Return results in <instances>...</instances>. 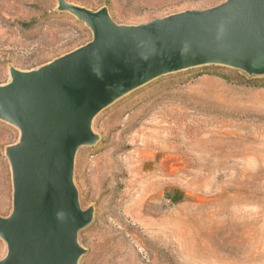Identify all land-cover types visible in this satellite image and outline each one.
Here are the masks:
<instances>
[{
    "label": "rangeland",
    "instance_id": "rangeland-1",
    "mask_svg": "<svg viewBox=\"0 0 264 264\" xmlns=\"http://www.w3.org/2000/svg\"><path fill=\"white\" fill-rule=\"evenodd\" d=\"M141 25L225 0H66ZM56 0H0V85L91 40ZM74 184L94 208L78 264H264V76L203 66L157 78L100 112ZM0 121V217L11 211ZM0 240V259L5 255Z\"/></svg>",
    "mask_w": 264,
    "mask_h": 264
},
{
    "label": "water",
    "instance_id": "water-1",
    "mask_svg": "<svg viewBox=\"0 0 264 264\" xmlns=\"http://www.w3.org/2000/svg\"><path fill=\"white\" fill-rule=\"evenodd\" d=\"M85 25L91 40L29 71L9 67L0 85V121L19 132L4 150L11 211L0 217V264H78L79 233L94 217L74 184L78 150L99 140L94 118L165 75L222 66L264 76V0H225L141 25L115 23L106 7L56 0Z\"/></svg>",
    "mask_w": 264,
    "mask_h": 264
}]
</instances>
